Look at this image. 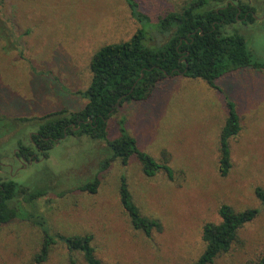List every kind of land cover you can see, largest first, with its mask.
<instances>
[{
	"label": "rangeland",
	"instance_id": "rangeland-1",
	"mask_svg": "<svg viewBox=\"0 0 264 264\" xmlns=\"http://www.w3.org/2000/svg\"><path fill=\"white\" fill-rule=\"evenodd\" d=\"M135 1L147 23L132 16L125 0H4L0 20L14 33L0 39V115L31 118L81 109L93 54L104 45L129 40L138 29L149 33L148 24L179 11L189 0ZM250 1L258 21L222 30L243 35L252 59L264 62V0ZM216 85L182 75L167 77L146 99L125 102L108 119L107 139L123 130L157 162L167 153L173 179L163 171L146 177L134 156L126 165L116 159L98 170V162L110 152L102 140L86 135H66L47 157L37 154L39 161L19 168L13 150L19 141L33 147L29 139L37 126L32 121H14L0 135V163H10L8 169L0 168V179L13 180L17 190H44L31 208L44 217L50 233L92 234L96 256L107 263L190 264L204 249L203 224L220 221L221 204L236 211L256 207V218L214 262L253 264L264 257V206L254 194L255 187L264 189V68H239ZM226 100L236 105L240 131L230 139L231 168L222 177L219 134ZM95 176V193L79 188ZM122 176L140 212L158 219L161 231L146 236L132 227L119 199ZM41 242V229L29 221L0 225V264H29ZM70 256L83 264L79 253L57 242L43 264H69Z\"/></svg>",
	"mask_w": 264,
	"mask_h": 264
},
{
	"label": "trees",
	"instance_id": "trees-1",
	"mask_svg": "<svg viewBox=\"0 0 264 264\" xmlns=\"http://www.w3.org/2000/svg\"><path fill=\"white\" fill-rule=\"evenodd\" d=\"M3 1L0 0V4ZM125 1L133 17L144 23L149 21L135 0ZM255 15L256 6L250 0H189L179 11H170L159 17L157 22L148 24L149 33L148 29H138L129 40L104 45L93 54L89 62L91 80L82 93L87 101L81 109H60L31 118L8 119L0 115V135L10 131L14 121H32L37 128L29 140L31 144H36L44 157L65 134L86 135L102 140L110 152L98 162V170H106L116 159L126 165L130 157L134 156L146 177L163 171L168 179H173L174 170L168 165L167 153H163L162 162H157L148 153L138 149L135 139L123 130L118 137L107 139L108 119L125 102L146 99L157 83L167 77L182 75L201 79L215 88L220 77L234 70L247 66L264 68V62L252 59L243 35L236 32L226 34L222 30L224 25L237 22L254 24L259 18ZM6 22L0 20L1 40L7 33L13 37L14 29L6 26ZM224 106L227 115L219 134L218 159V172L222 177L231 168L230 139L240 131L236 105L226 100ZM18 144L22 153L33 152L29 150L30 146L20 141ZM98 184V177L95 176L79 188L95 193ZM118 192L122 208L134 229L146 236L162 230L158 219L140 212L124 176L119 179ZM44 194V190H30L24 186L17 190L13 180L0 179V225L13 220H25L41 229V245L29 264H43L57 242L63 243L70 252L79 253L83 264H120L103 262L96 256L90 233H50L44 217L31 208L34 201ZM254 194L264 206V189L257 186ZM258 213L256 207L236 211L230 205L221 204L218 208L220 221L203 224L201 236L204 249L190 264H214L216 258L226 253L237 240L239 230L254 220ZM69 264H79V261L70 256ZM253 264H264V257Z\"/></svg>",
	"mask_w": 264,
	"mask_h": 264
},
{
	"label": "flooded vegetation",
	"instance_id": "flooded-vegetation-1",
	"mask_svg": "<svg viewBox=\"0 0 264 264\" xmlns=\"http://www.w3.org/2000/svg\"><path fill=\"white\" fill-rule=\"evenodd\" d=\"M33 133H36V132H33ZM31 145L33 147H30L29 150H32L33 151L32 153L27 152V151H25L27 154L22 153V150H21L22 148L20 146H18L17 148L13 150L14 162H16L19 168L26 167L28 164L33 163L35 160L39 161V158H37V154L41 155V150H39V148L36 146L35 143L32 142ZM40 158H44V156L41 155ZM8 165H10V163L1 162L0 168L6 167L8 169Z\"/></svg>",
	"mask_w": 264,
	"mask_h": 264
},
{
	"label": "water",
	"instance_id": "water-1",
	"mask_svg": "<svg viewBox=\"0 0 264 264\" xmlns=\"http://www.w3.org/2000/svg\"><path fill=\"white\" fill-rule=\"evenodd\" d=\"M66 136V134L63 136V138ZM34 162H37V160H35ZM30 163H31V161H30Z\"/></svg>",
	"mask_w": 264,
	"mask_h": 264
}]
</instances>
